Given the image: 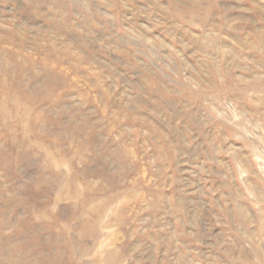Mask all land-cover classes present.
I'll return each instance as SVG.
<instances>
[{
    "label": "rangeland",
    "instance_id": "374dc122",
    "mask_svg": "<svg viewBox=\"0 0 264 264\" xmlns=\"http://www.w3.org/2000/svg\"><path fill=\"white\" fill-rule=\"evenodd\" d=\"M0 264H264V0H0Z\"/></svg>",
    "mask_w": 264,
    "mask_h": 264
}]
</instances>
